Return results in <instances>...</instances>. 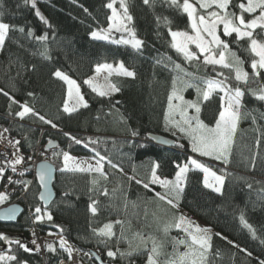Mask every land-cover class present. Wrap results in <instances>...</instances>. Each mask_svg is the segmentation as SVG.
<instances>
[{"label":"trees","instance_id":"16d2710c","mask_svg":"<svg viewBox=\"0 0 264 264\" xmlns=\"http://www.w3.org/2000/svg\"><path fill=\"white\" fill-rule=\"evenodd\" d=\"M52 8L62 12L72 22H81L90 27H106L107 16L110 10L104 7L108 0H40ZM238 3L239 0H234ZM130 11L134 16V27L138 38L145 42L143 53H137L130 46L115 45L103 40H94L91 37L74 35L61 32L55 24L49 28L36 15L30 5H25L24 0H0V21L24 27L25 33L14 31L10 33V39L6 41L5 48L0 51V89L14 97L17 104H12L8 97L0 93V126L8 128L14 137L24 136L22 146L25 149H33L37 140L42 136L47 143L56 142L60 146L58 153L68 151L70 154L80 155L91 159H98L92 151L94 147L101 155L107 157L113 164L123 168H112L107 160L104 162V170L108 173L107 181L101 180L102 187H107L108 196L96 195L92 180L95 173H70L61 172L62 156L55 155L50 159L56 168L53 188L55 198L47 208L53 215L52 221L45 220L36 223L42 233H54L64 237L75 248L80 249L82 255L77 257V264L83 260L89 264H95L93 259L85 253L95 250L104 261L110 263L126 264V259L111 260L104 254L106 250L103 244H98L92 237V227H101L109 221H122L114 224L116 236L109 242V247H119L121 251L128 250L129 242L135 245L138 241L136 234L155 236L163 243L165 251L172 247L171 238L162 231V225L170 220V216L177 215V209L155 197L151 190L144 189L129 177L146 179L150 174L154 162H159L161 168L158 174L165 177H174L175 167L173 161H185L191 152L189 142L181 135H172V131L166 130L164 116L167 107V97L171 92L173 78L182 75L174 69V64H180L184 71L196 73L198 76H214L212 67L205 68L202 64L185 61L183 56L171 47V37L168 26L157 22V17H168L172 30L189 31L190 22L186 16L175 9L161 5L158 0L154 6L144 5L143 0H129ZM88 11L85 12L84 9ZM239 11V9H234ZM246 18H250L246 15ZM32 29L35 36L48 34L47 41H38L26 35L28 29ZM118 37L120 34H113ZM223 38V37H222ZM230 42V47L244 61V67L251 72V55L247 49L246 41L239 45L235 43V35L225 38ZM48 49L46 59L42 53ZM195 51V48H193ZM161 57H171V61L157 64ZM202 59V58H201ZM123 61L125 66L136 72V78H128L113 75L111 81L120 87V92L111 97H100L92 92L84 81L94 72L98 63ZM167 63V67L164 64ZM35 66V67H33ZM56 70H60L73 78L80 86L81 94L88 102L89 107L79 108L78 111L68 115L63 112V103L66 99V85L64 81L53 76ZM227 71V70H225ZM243 87V85H241ZM255 87L256 85H252ZM32 92L34 95L29 96ZM190 98L196 96L194 89L184 92ZM117 101L119 103H117ZM29 104L47 119H51L60 127L71 133L72 136L84 141L75 144L69 137L57 132L41 130L40 126H46L38 118L29 115L21 120L19 117L9 115V111L15 113L21 104ZM243 103L248 113L240 119L230 162L225 165L222 161L208 160L223 165L226 168L207 163L220 172L226 169L229 175L225 181L224 194L219 195L202 185L203 173L199 170L189 173V183L185 194L180 201L179 208L186 210L215 232L212 234L214 264H259L264 259V245L258 239H253L239 220L243 211L246 219L256 229L258 235L264 238V102L256 100L246 93ZM220 110L218 96H213L210 102L202 107L201 119L214 124ZM256 118L253 123L252 117ZM17 119L23 121L18 122ZM130 129L139 131V136L133 137ZM76 132H83L77 134ZM90 133L101 136L92 137ZM162 134L175 140L173 147L158 145L147 141V134ZM89 138L98 141L95 145L85 147ZM260 139L259 147L256 140ZM178 143L184 144L179 148ZM259 153L256 166L252 168L249 158L254 153ZM2 166V164H0ZM0 181V187L2 184ZM248 184L252 187L249 188ZM155 191H163L159 186H152ZM68 193V195H65ZM38 186L34 182L28 195V205L35 209L40 206L38 202ZM99 200V213L92 217L88 205L91 199ZM43 209V207H41ZM30 218L25 211L13 224H1L0 233L10 235H22L18 238L30 248H35L31 241L36 239L40 251L24 252L17 249L15 244L5 245L0 241V250L7 251L11 248L16 251L19 259L27 261V264H58L61 260L69 261L67 253L59 249L57 252H49L46 244L54 240H43L37 236H30L27 229ZM59 226V227H57ZM215 233H220L227 240L221 239ZM119 241V242H118ZM228 241H233L240 248L233 247ZM140 264L144 260L137 256ZM143 264V263H142Z\"/></svg>","mask_w":264,"mask_h":264},{"label":"snow or ice","instance_id":"6c2138e0","mask_svg":"<svg viewBox=\"0 0 264 264\" xmlns=\"http://www.w3.org/2000/svg\"><path fill=\"white\" fill-rule=\"evenodd\" d=\"M158 2L168 8L186 14L190 22L191 32L174 31L170 26L171 21L168 17H157L158 23L162 21L165 26H168L171 47L181 54L185 61L202 64L205 68L211 66L215 73L214 76H198L196 73L184 71L180 64H174V69L178 70L182 75L174 77L172 81L171 92L167 97V111L164 116L165 128L172 131L173 136H176L177 132H179L184 138H187L192 153H196L201 157H212L227 165L230 162L238 123L241 118L251 115V113L247 112L243 103L246 93L253 96L256 100L264 102V0H239L238 3L234 2V0H158ZM156 3L157 0H143L144 5L154 6ZM24 4L30 5L35 10V15L49 28L52 27L37 8V0H24ZM104 7L110 10V15L107 16V27H98L96 30L91 31V38L107 41L115 45L130 46L131 49L142 54L145 42L137 36L134 27L135 20L130 11L129 0H108ZM234 9H239V11L237 12ZM84 11L87 12L88 9L85 8ZM2 15L3 13L0 12V16ZM246 15L250 18H246ZM14 31L23 34L25 33V28L0 21V51L5 48L6 41L11 38L10 33ZM113 33H119L120 35L116 38L112 35ZM26 35L38 41L48 40L47 33L35 36L33 30L30 28ZM233 35H235V43L237 45L241 41H246L248 44L245 50L252 57L250 60L251 72L245 69V61L232 50L230 42L225 39ZM190 45H195L196 50H191ZM47 52L48 49L45 48L42 55L46 59H51L47 55ZM165 61H171V57H161L156 63L161 64ZM164 66L167 67V63ZM102 74L104 75L101 83L99 78ZM113 75L132 79L136 78L135 70L127 68L123 61L118 62L116 65L98 63L94 69V76L86 79L84 83L98 96L111 97L113 94L120 92V87L110 79ZM53 76L64 81L68 86L67 99L64 100L62 108L64 113L71 115L81 107H89L88 102L81 94L80 86L75 80L60 70H56ZM252 85L256 86L253 87ZM190 88L195 90L196 96L194 99H186L184 96V92ZM0 93L8 97L11 102L9 109H11L12 104L18 103L14 97L10 96L3 89H0ZM28 95L33 96L34 94L29 92ZM214 95L219 98L220 110L215 119L214 126L210 127L201 119L200 114L202 107L207 102H210ZM117 103L119 102L117 101ZM20 109L15 113H12L10 110L9 115L19 117L21 120L31 115L38 118L44 124L57 128L56 123L51 119H47L33 106L25 103L20 105ZM177 114L179 115V119L175 118ZM252 120L253 123L256 122L254 116ZM130 131L133 137H137L140 134L136 129H130ZM8 132V128H3L0 131V139H7L5 133ZM64 135L69 137L71 141H74L75 144L84 143V141L69 133H64ZM8 143L16 147V152L12 153L15 158L7 161L8 167L15 173L17 172L16 166L24 163L25 158L18 154L20 140H8ZM97 143L98 141L89 138L88 143H85L84 146L89 147V145ZM164 143H168V141H164ZM260 144L261 140L257 139V147ZM177 146L184 148V144L182 143L177 142ZM92 151L98 157L95 163L78 159L68 151H63L62 153L54 152L53 155H62L61 172L97 174L96 178L92 180L94 188L89 189V191L95 190L96 195L108 196L109 191L107 187H102L100 184L101 180L107 181L109 179L108 173L104 170V162L107 160V163L112 168H119V166L101 155L94 147ZM258 156L259 153L257 152L249 158L252 168H255ZM28 159H31V157ZM173 165L176 171L172 178L158 174L161 165L159 162H154L151 166L150 174L146 179H137L135 176L129 177V179L134 180L136 184L142 185L144 189L153 191L157 199L163 201L172 209L178 210L180 201L189 183L190 172L197 170L202 172L204 174L202 180L203 187L219 195L224 194L225 181L231 175L226 169H220V173L218 174L199 159L191 156L183 162L173 161ZM119 171L123 172V168H119ZM19 174L23 176L24 172L21 171ZM4 175L5 167L0 166V178H3ZM39 178L43 183L45 180V172L43 170L40 172ZM7 180L10 184H23L25 191H27L28 184L31 183V181H14L11 176H8ZM152 186H159L163 191H155V188ZM248 187L251 188L252 185L248 184ZM65 195H68V193H65ZM7 199V193L0 192V203H3ZM41 199H44V197L41 196ZM90 199L91 203L88 205V210L91 216L95 217L99 213L98 205L100 202L98 199H92L91 197ZM15 214V208L9 209L5 218L15 219ZM33 217V223H43L45 220L50 222L53 220V215L47 207L42 209L40 206H36ZM239 220L241 225L251 234L252 238L258 239L264 245V238L258 235L257 229L248 222L243 211L240 213ZM122 223V221L116 220L104 223L101 227H92L90 222L92 237L97 240L98 244L105 246L107 257L113 261L119 256L120 259L128 260L129 264H134V261L131 259L134 254H143L146 255L145 264H214V256L219 255L218 252L213 253L212 251L211 230L201 227L182 213L173 215L170 220L162 225V231L165 236L173 228L184 233V238L182 239L172 237L173 252L168 254L165 260H161V256L165 255L163 243L152 235L137 233L136 239L138 242L135 245L129 242L128 250L121 251L118 246L113 250L108 245L113 237L116 236L113 230L114 224L122 225ZM60 232L61 235H59L56 244L49 242L46 244V249L49 252L55 253L57 252L58 245L59 249L67 253L68 260L75 264L73 253L79 252L80 249L75 248L64 237L62 234L64 232L63 228L60 229ZM32 235L35 236L36 233L33 231ZM48 235H54V233L49 232ZM215 235L227 240V237H223L220 233H215ZM0 241L5 242L7 245L15 244L17 249H22L24 252H39L41 250L40 246L37 245L36 239L31 241L32 245H36L34 249L30 248L20 239L9 237L3 233H0ZM149 243H151V247H149ZM228 243L240 251L246 252L247 256H252L251 252L240 248L233 241H228ZM180 245L184 246V252L177 251ZM85 255L91 256L93 254L85 253ZM96 259L100 260V264H104L100 256H96ZM0 264H27V261L20 260L16 251L9 248L7 251L0 250ZM61 264H64V262L61 261ZM259 264H264V259H260Z\"/></svg>","mask_w":264,"mask_h":264},{"label":"built area","instance_id":"2783aa9c","mask_svg":"<svg viewBox=\"0 0 264 264\" xmlns=\"http://www.w3.org/2000/svg\"><path fill=\"white\" fill-rule=\"evenodd\" d=\"M17 121L23 123V121H21L20 119H17ZM38 128L41 130V132L44 130H49L60 134H64V133L71 134L70 132L60 127L52 128L50 125L40 126ZM2 130L3 127L0 126V131ZM76 133L83 135V132H76ZM89 136L97 137L101 135L97 133H90ZM5 137H7V139H0V164H2L3 167H5V175L2 180L0 192H6L8 195V199L3 203H0V208L9 204H14V203L20 204L30 218V225L27 229V232L30 234V236H33L32 233L34 231L36 233L35 236H37L38 238L43 240H50L53 238V235H48V233H42L40 229L37 227L36 223H33L34 208L28 205L27 199L35 182V167L37 166L38 163L42 161H50L51 158H54L55 155H53V153L54 152L58 153L60 150V146L56 144V142L47 143L43 140L42 136H40L34 148L29 150V149H25L22 146V143L25 140V137L23 135L19 137H14L10 132H8L5 133ZM8 140H20L21 143L18 146L19 147L18 154L24 156L25 158L24 163L16 166L17 172L15 173H13L11 171V168L8 167L7 161L15 158L12 155V153L16 152V147L10 145L8 143ZM52 143L54 144L48 147V145ZM29 157H31V159H28ZM196 158L203 159L204 162H207L209 164L226 168L225 166L219 165L218 163H215L208 159L198 156H196ZM25 169L27 170L25 171ZM21 171L24 172L23 176L19 174ZM8 176H11L14 181L15 180H20L24 182L31 181V183L28 184L27 191L24 190L23 184H15V183L10 184L7 180ZM77 254L79 255L80 253L77 252ZM61 261H63L64 263L70 262L66 260H61ZM61 261L58 264H61ZM71 264H73V262Z\"/></svg>","mask_w":264,"mask_h":264},{"label":"rangeland","instance_id":"374dc122","mask_svg":"<svg viewBox=\"0 0 264 264\" xmlns=\"http://www.w3.org/2000/svg\"><path fill=\"white\" fill-rule=\"evenodd\" d=\"M118 6V5H117ZM37 8L39 9V11L41 12V14L49 21V23H53L55 24V26L57 27V29L61 32H64V33H69V34H74V35H81V36H87V37H91L90 36V32L93 31V30H96L97 28L96 27H90V26H87L81 22H72L70 21V19L68 18V16H66L65 14H63L62 12L52 8L51 6L47 5L46 3L40 1V0H37ZM107 27V26H106ZM105 27V28H106ZM115 34V33H113ZM112 34V35H113ZM114 36V35H113ZM119 37V36H118ZM116 37V38H118ZM191 50L194 51L193 48H195V45H190L189 46ZM196 50V49H195ZM119 62V61H118ZM118 62H106V63H111L113 65H116ZM65 74V73H64ZM103 75H101V77L99 78L100 82L102 83V80H103ZM94 76V72L93 74H91L87 79L91 78ZM71 78V77H70ZM73 79V78H71ZM111 79V78H110ZM74 80V79H73ZM65 83V82H64ZM66 85V99H67V84L65 83ZM186 99H194L195 97L193 98H190L188 97L187 95H184ZM71 104V102H70ZM166 111H167V107H166ZM166 113V112H165ZM176 119H179V115L177 114ZM206 123V122H205ZM208 124V123H206ZM215 124V123H214ZM214 124H208L210 127L211 126H214ZM177 134L181 135L179 132H177ZM183 137V136H182ZM184 138V137H183ZM187 140V138H186ZM188 141V140H187ZM190 146V144H189ZM191 148V146H190ZM72 156L78 158V159H82V160H88L89 162L91 163H95V160L94 159H91V158H87V157H84V156H80V155H75V154H71ZM195 157L198 156V154H189V157ZM198 157H201V156H198ZM56 158H59L58 156ZM202 158H205V159H208V158H211L213 160H216L212 157H202ZM198 159V158H197ZM202 163L206 164L209 168H211L213 171H216L218 174L220 173L219 171H217L216 169L212 168L211 166H209L207 163H205L203 161V159H199ZM218 161V160H217ZM168 178H172V177H168ZM2 178H0V181H1ZM178 214H184L185 216L189 217L192 221H194L196 224L200 225L201 227H206V228H209L211 230V234H213L215 231L210 228L207 224H205L204 222H202L201 220H199L198 218H196L195 216H193L192 214H190L189 212H187L186 210L184 209H181L179 208L178 210ZM177 214V215H178ZM172 217L170 216V219ZM114 222V221H113ZM114 230V229H113ZM170 238H171V241H172V237H176L177 239H182L184 238V233L173 228L170 230V232L167 234ZM57 238V237H56ZM58 246V245H57ZM149 247H151V243H149ZM164 248V252H165V255L161 256V260H165L168 256V254H171L173 252V242H172V247L171 249L169 250V252H166L165 251V247L163 246ZM113 250H115V248H113ZM126 251V250H124ZM177 251L178 252H184L185 251V248L183 245H180L178 246L177 248ZM104 254L106 255V250L104 251ZM82 254L80 253V256ZM75 256L78 257V254L77 252H75ZM107 256V255H106ZM137 256H140L144 261L141 262L140 264H145V261H146V255H143V254H134V256L131 258L132 261H134L135 259L134 258H137ZM127 263L126 264H129V261L127 260L126 261ZM77 264V263H75ZM82 264H89L87 261L83 260V263ZM134 264H139L138 263V260H136V263Z\"/></svg>","mask_w":264,"mask_h":264},{"label":"water","instance_id":"95a60500","mask_svg":"<svg viewBox=\"0 0 264 264\" xmlns=\"http://www.w3.org/2000/svg\"><path fill=\"white\" fill-rule=\"evenodd\" d=\"M146 138H147V141H150L158 145H164L167 147H173L175 143V140L173 138L162 135V134L149 133L147 134ZM164 141H168V143H164ZM53 144L54 143L49 144L48 147L52 146ZM42 166H44L43 169H42ZM42 170L45 172V180L43 183L40 181V178H39V174ZM55 171H56V168L54 164L50 161H42L38 163L37 166L35 167V182L38 186L37 197H38L39 204L43 208L45 207L48 208L55 198V191H54L53 184H52ZM41 196H43L44 199H41ZM12 208L16 209L15 219H6L5 217L8 213V210ZM23 211H24L23 207L18 203L9 204V205L1 207L0 208V223L1 224L15 223L17 219L19 218V216L23 213ZM7 236L17 238V239L22 237V235H16V234H10ZM3 244L5 245V242H3ZM89 253L93 254L91 255L93 262L95 264H100V260L96 259V256H100V255L95 250H90ZM101 260L103 259L101 258ZM104 264H121V263H110V262L104 261Z\"/></svg>","mask_w":264,"mask_h":264},{"label":"bare ground","instance_id":"6f19581e","mask_svg":"<svg viewBox=\"0 0 264 264\" xmlns=\"http://www.w3.org/2000/svg\"><path fill=\"white\" fill-rule=\"evenodd\" d=\"M57 237V238H56ZM58 239H59V235H53V238L52 239H50V240H54L55 242H57L58 241ZM73 256H74V258H76V256H75V252L73 253ZM72 262L70 261V262H66V263H64V264H71Z\"/></svg>","mask_w":264,"mask_h":264},{"label":"crops","instance_id":"0c3cea01","mask_svg":"<svg viewBox=\"0 0 264 264\" xmlns=\"http://www.w3.org/2000/svg\"><path fill=\"white\" fill-rule=\"evenodd\" d=\"M204 175V174H203Z\"/></svg>","mask_w":264,"mask_h":264}]
</instances>
